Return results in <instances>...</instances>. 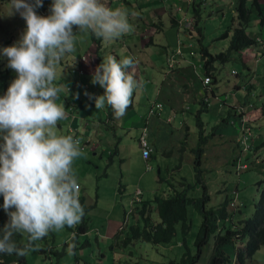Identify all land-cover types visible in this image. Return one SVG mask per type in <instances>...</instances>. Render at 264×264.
<instances>
[{"label":"clouds","instance_id":"1","mask_svg":"<svg viewBox=\"0 0 264 264\" xmlns=\"http://www.w3.org/2000/svg\"><path fill=\"white\" fill-rule=\"evenodd\" d=\"M0 1L10 3L8 15L18 12L26 21V24L20 25L19 32L9 38L10 46L3 49L4 55L8 57V67L17 73V77L9 85L6 94L0 96V136L3 140L0 143V194L3 196V209L9 217L8 222L0 229V253L26 257L31 252L38 250L41 252V248L53 251L52 247L47 248L52 231L60 232L65 226L75 228L82 222L85 214L80 203V185L73 168L74 161L83 155L84 145L74 137V134H61L57 127L58 122L67 118L63 102L57 103L59 94L63 91L56 84L59 78L58 65L66 54L75 51L76 33L73 32V27L76 26L79 33L91 32L96 38H102L103 42L108 44L131 32L133 26L129 23L127 10L110 8L106 0H53L51 9L42 11L45 16L36 12L43 6V0ZM193 3L195 0L189 4ZM195 23L197 22L194 13V29ZM178 24L191 26L186 18L178 19ZM156 25L159 26L157 23ZM0 29L2 30L1 27ZM20 32L23 35L21 34L22 38L19 41L17 39ZM253 36L257 42L246 47L249 48V52L243 53L246 48L240 50L239 55L244 62L243 56L256 58L257 55L252 49L254 45L258 43V46L263 47V39L256 34ZM95 37L93 36V39L97 43L99 40ZM2 41L3 39L0 43ZM178 48L180 52H177ZM196 50L194 46L189 47V55H195ZM175 53H182L180 45L175 49ZM83 59L84 57L81 58ZM134 67L135 62L130 56L122 57L120 60L113 55L103 58V62L95 69L92 77V83H98L105 90L103 95L95 97L96 109H103L107 104L110 109L112 108L113 116L116 118L126 113L132 103L134 91L141 87V82L135 78L134 71H129ZM66 69L70 73L75 71L79 74L84 73L80 66ZM232 70L234 69H231V73H237L236 70L234 72ZM205 76L209 77L207 83H203ZM211 80L209 74L202 73L203 89L199 96L201 106L208 105L212 93ZM246 85L247 88L250 86L247 82L244 86ZM85 94L92 99L90 94ZM201 96L205 102L201 101ZM263 104L261 112L264 114ZM251 105L252 103H247L242 106L240 102L233 104L238 114L232 123L237 125L241 135L239 139L241 153L252 152L254 149V131L245 115L246 106ZM155 106L158 109L162 108L159 102ZM109 112L110 110L107 117L112 118L113 116L109 117ZM144 135L143 132L139 137V144L146 170H149L151 164L147 159L152 149ZM144 147L149 149L147 156L143 155ZM198 151H201V147H198ZM241 157L240 154L235 159L238 171L248 168V163ZM226 194L229 200L226 208L241 212L244 203L239 199L237 187ZM141 195L143 191L137 187L131 199L133 205H138L143 199ZM228 218L227 215L224 220H219L217 231H224L222 230L226 228L224 221ZM127 224L125 217L118 231L121 232ZM80 233V230L74 229L67 244L68 255L74 254V240ZM16 234L26 236V241L22 245H18L14 240ZM237 238L243 242L242 237ZM41 240L45 244L40 247L37 242ZM181 244L184 245L183 242ZM45 253H42L43 256H46ZM99 259L98 255L100 262ZM233 261L234 258L231 259V264ZM14 263L17 264L16 262L7 264Z\"/></svg>","mask_w":264,"mask_h":264},{"label":"crops","instance_id":"2","mask_svg":"<svg viewBox=\"0 0 264 264\" xmlns=\"http://www.w3.org/2000/svg\"><path fill=\"white\" fill-rule=\"evenodd\" d=\"M192 1L187 0L188 4ZM177 2L179 1L106 0L107 6L110 8L115 3L113 9L122 8L127 10L129 23L133 26V30L105 44L102 38H96L91 32L79 33V29L74 26L73 32L76 33L75 51L66 54L58 65L59 78L56 81L57 86L63 89L59 94L60 98L57 103L63 102L67 114V118L63 120L62 124H67L68 132L74 134V137L81 141L84 145L82 150L89 149L96 153L97 147L107 149L109 146L114 145L121 151L135 143L133 137L136 135V144L139 147L138 157L145 163L139 144V137L144 132V139L152 149L147 159V162L151 164L149 170L156 167V171L160 176L162 170L168 172L172 167V162L166 160L165 155H170V159L177 162L178 166L182 165L183 162L188 163L191 172L189 182L184 179V176L179 177V180L174 183L167 182L166 189L163 190L166 192L163 194L164 196L174 191L184 190L187 185L185 182L191 183L193 185L191 187L197 188V192H207L208 185L212 181L208 180L207 175L212 168L218 167L222 171L229 160H231L233 167L236 166L235 159L242 153L238 151L237 147L240 144L241 135H239L237 125L232 123L233 119L234 121L237 119L236 115L238 114L233 104L240 102L244 106L247 103H252L249 97L264 95L261 87L257 91L253 87V83L249 82L250 86L247 88V85L244 86L245 82L242 88L246 97L242 101L229 98L216 94L213 84L216 80H211V96H214V99L217 100L223 99L224 103L223 105L218 104L216 107V104H213L209 98L210 102H208L206 109L199 111L201 107L199 96L203 89L202 73L205 71L202 66V57L190 56L189 53L183 54L188 52L189 47L193 45H186L185 40H180L179 37L181 34L190 35L194 25L193 18H186L191 26L178 24V19L183 17L179 16L181 6L177 5ZM260 2L264 3V0H260ZM158 3L164 5L160 12L159 8L161 7H157ZM175 7H177V10ZM164 15H168L171 24L176 28V33L174 35L171 31L170 39L155 40L153 36L160 30L156 22L159 21V24H161L158 18ZM234 16L235 12L233 11L227 25ZM262 28H264V24L259 23V30L255 34L257 35L262 31ZM93 36L99 40L97 43L94 41ZM174 37H177V39L174 40ZM178 45L181 46V54L175 53ZM258 47L257 43L252 47L253 51ZM194 50H196L195 46ZM108 55L115 56L117 60L122 57H132L135 67L129 69V71H134L135 78L141 82V87L133 93L130 107L120 118L107 117L108 110H110V106L107 104L103 109L95 108V97L103 95L105 90L98 83L93 84L92 77L95 69L103 62V58ZM82 57H84L83 60H81ZM249 58L253 59L252 56L247 58L243 56L246 62L244 66H248V60L246 59ZM77 66L83 69V74H79L78 71L70 73L66 69L67 67ZM251 78L253 79V75H251ZM235 86L239 87V85ZM85 93L90 94L92 99ZM0 96L3 95L0 94ZM234 96H236V92ZM158 102L162 105L161 109L155 106ZM227 110L229 112L225 114ZM261 113V109L257 104L252 103L251 106H246L245 115L248 117L254 131V147L258 145V140L262 136L264 137V132L259 133V129L264 130V123L261 121V116H259ZM197 115L200 117L201 125L198 124ZM99 121H103L107 127L101 129ZM144 127L145 130H143ZM118 128L121 130L120 135L117 132ZM199 131H202V133ZM198 147H201L200 152ZM258 152L256 148L253 149L251 155H248L245 159H252L250 156L256 157L259 155ZM196 168L201 169L203 176L201 182H195V176L193 180L191 178ZM220 183L219 181L218 190L221 192L219 201L228 196L227 191H224ZM208 205L213 204L208 203ZM87 232L88 228L79 235L84 236L83 239H87L86 245H92V242L86 237ZM93 242V248L97 255L91 262L98 261V253L105 254L103 248L107 245L109 250L111 241L106 243L105 247H100L101 240L96 235ZM243 244V242H240V245L235 243L233 245L235 248L229 245L224 248L226 250L236 249V245L243 247ZM245 261L248 262L247 258ZM259 262H264V260L252 259V263L259 264Z\"/></svg>","mask_w":264,"mask_h":264},{"label":"rangeland","instance_id":"3","mask_svg":"<svg viewBox=\"0 0 264 264\" xmlns=\"http://www.w3.org/2000/svg\"><path fill=\"white\" fill-rule=\"evenodd\" d=\"M178 1L180 3L177 2L176 4L181 6L179 16L187 19L193 18V5L188 4L187 0ZM195 3L199 8V16H196V19L197 24L202 29L203 44L214 54L215 52L224 49L227 44V39L222 37V33L225 31L226 25L230 21L232 12L235 11L236 0H195ZM158 4L157 7H161L159 8L160 12V10L164 8V5L162 3ZM114 5L115 3H113V6ZM9 6L10 3L0 1V27L2 28V30L0 29V40L5 38L2 36L4 30H6L5 36L11 39L15 36L14 34L19 32V25L26 24V21L18 12L13 15L7 14ZM113 6L112 8H114ZM175 9L177 10V7H175ZM50 14L51 11L49 12V15ZM158 19L161 24H159V21L156 22L159 25L157 27L160 28V30L158 31L159 33L157 32L154 34L153 37L155 40L170 39L169 35L171 31H173L175 35L176 28L171 24L168 15H164ZM258 25L259 15L256 7H254L251 12L250 24L247 26L248 34L254 35L259 30ZM25 30L26 28H24L23 31L25 32ZM21 34L22 32H20L17 40L22 38L23 34ZM197 36V31L193 29L190 35L181 34L179 38L180 40L184 39L186 45L192 44L198 49L199 43ZM257 36L263 39V47L259 46L253 51L254 54L257 55V60L254 57L253 59H246L248 60V66H244L237 51L233 52L230 59L226 62L221 63L216 61L214 63L216 66L215 75L217 79L213 84L216 94L242 101L246 97L244 89L242 88V85L245 82H247V84L252 82L253 87L257 91L260 87L261 91H264V28H262V31H260ZM176 39L177 37H174V40ZM7 44L8 43H6L5 46ZM187 53L188 52H184L183 54ZM193 56L201 57L199 51ZM231 69L236 70L237 73H231ZM251 75H253V79L251 78ZM235 85H239V87L237 88ZM235 92L236 96H234ZM249 99L253 104L259 105V108L261 109L262 103H264V95L261 97H249ZM201 101L205 102V99L202 98V96ZM210 101L213 104H216V107L218 104L223 105L224 103L223 99L217 100L214 99V96H210ZM228 112L229 110L225 111V114ZM259 116H261V121L264 123L263 112ZM59 123L57 127L61 134H71L68 132L67 124L63 125V121H60ZM99 127L105 129L107 125L103 121H99ZM114 131L115 129L113 132ZM120 131V128H118L117 132L119 135ZM263 132L264 130L259 129V133ZM133 141L135 142L133 145L126 147L121 151H119L118 147L114 145L111 147L109 146L107 149L97 147L95 150L96 153H94L93 150L90 151L89 149H84L82 150L83 155L77 158L73 163V168L80 185V197H83V205L87 208V210H84H86L89 219L87 223L88 232L86 237L92 242V245H86L82 240L84 236L78 234L74 240V254L68 255L67 244L71 240V235L75 228H68L65 226L60 232L52 231V237L47 242V248L52 247V249L56 251L58 250V253L48 250L45 253L46 256H43L39 250L31 252L26 256L27 264H83L84 261L91 262L97 255V252L93 248V241L96 235L99 240H101L100 247H105V244L110 242L113 235L118 231V228L125 217L127 218V226L132 222L134 217L138 219L137 213L134 212L135 208H133L135 205L131 202L134 191L137 187L143 191L141 197L143 199H149L154 195L165 194L166 192L163 190L166 189L167 182L174 183L175 181H178L181 176H184V179L189 182L191 172L188 163L183 162L182 165L178 166L179 164L177 162H173V160L170 159V155L164 156L166 160L172 162V167L168 172L162 170L160 176L156 171V167L152 170H146L145 163L140 157H138L139 147L138 144H136V135H134ZM2 142V136H0V143ZM258 144L257 147H254V150L256 148L257 152L258 147H260L258 152L259 155L256 156L259 157L258 159L255 156H250L252 159L246 160L245 158L248 155H251V152L242 153V160L248 163V168L240 169L238 171L233 167L231 160H229L222 168V171H220L218 167H214L211 170L209 169L210 171L207 170L209 171L207 175L208 180H212L208 185V191L206 192V194H209L207 203L215 204L221 198V192L218 190L219 181L221 182L220 185L223 186L224 191L229 193L237 187L239 199L244 203L243 206H241V212L238 210L233 211L229 208L231 214L229 218L224 221L226 227H238L240 218L242 216H245L244 218H246L251 215V212L254 211V202L260 197V191L263 186V183L260 180L264 179L263 136L258 140ZM237 147L240 152V147ZM195 175L196 170L191 177L192 180ZM184 191L187 196L195 197V195L202 194V192H197V188L187 186H185ZM131 210L133 211L134 216L133 213H131ZM187 212L191 227L186 235V244L191 251L195 252L194 237L199 228L202 217L199 208L193 202L187 204ZM137 219L134 218L135 221ZM127 226L122 232H120L121 236L125 234ZM222 230L224 229L222 228ZM216 233L217 232L210 234L208 242L204 245L197 264H207L209 262L211 247ZM182 237L180 226L178 224L176 226V234L169 242L156 243L150 240H135L125 247L119 246L120 241L118 243L115 242L111 252L108 250L107 245L103 248L105 254L98 253L100 257L99 260L101 264H118L119 262L120 264H127L126 262L129 261L134 264H171L170 261L179 259L182 253L186 250V246L181 244ZM24 238H26V236H24ZM247 239L248 237L246 236L242 237L243 245H246ZM234 241L236 244L240 245L241 239L235 238ZM37 243L40 247L45 244L42 240ZM238 247L239 246L236 245V248ZM261 247L252 255L246 254L248 262L245 261V259V264H257L252 263V259L258 261L260 259L264 260V246ZM129 251H131V253ZM233 264H235V261H233ZM259 264H264V262H259Z\"/></svg>","mask_w":264,"mask_h":264},{"label":"trees","instance_id":"4","mask_svg":"<svg viewBox=\"0 0 264 264\" xmlns=\"http://www.w3.org/2000/svg\"><path fill=\"white\" fill-rule=\"evenodd\" d=\"M53 0H43V6L39 7L36 12L38 15L45 14L42 11L50 10ZM263 4L260 0H236L235 16L227 25L222 37L227 39V44L224 49L215 52L214 54L208 50V47L203 44V33L201 27L195 23V29L198 33L199 52L202 57L203 69L206 74L210 75V79L216 80V66L214 63L219 61L221 63L230 59L233 52L240 53V50L256 43L253 35L247 32V26L251 21V12L254 7L257 9L259 15V23L264 24ZM194 13L199 16V8L193 3ZM197 22V19H196ZM20 28V25H19ZM6 30L2 36L3 41L0 43V94L5 95L11 82L17 77V73L8 67V57L4 55L3 49L10 46L9 37L5 36ZM20 41V40H19ZM18 41V42H19ZM16 42V43H18ZM8 43L6 46L5 44ZM14 42V44H16ZM13 45V44H12ZM243 64H246L241 59ZM208 105L204 104L199 111L206 109ZM264 111V104H263ZM114 115L112 108L109 112V117ZM198 124L201 125L200 117L197 115ZM202 133V131H199ZM201 138H203L201 136ZM201 169L196 168L195 180L201 182ZM263 186L260 191L259 199L254 202V211L246 218L239 221V226L236 228L226 227L223 232L217 231L219 220H224L227 215L230 216L229 210L226 208L229 200H223L214 205H208L207 200L209 195L202 192L200 195L187 196L185 189L181 191H174L166 196L154 195L149 199H141L138 205H135V211L138 219L132 220L126 228V232L121 236L120 231L116 232L109 244V250L112 251L115 242H119V246L125 247L130 245L135 240L144 241L150 240L156 243L169 242L176 234V226L179 224L182 233V242L186 246V250L182 253L179 259L170 261L171 264H197L201 256L204 245L208 242L211 233L217 232L214 235V240L211 247V254L207 264H231V259L234 258L235 264H245L244 260L247 255L254 254L261 246H264V179L260 180ZM187 187H191V183H187ZM83 205V197H80ZM195 203L201 212V223L194 237L195 252L191 251L186 244V235L190 230L191 223L187 212V204ZM84 210L82 222L75 228L81 232H85L88 228V216ZM155 212V214H153ZM133 213V212H132ZM9 220L7 213L3 209V196L0 194V229L3 228ZM122 232V231H121ZM24 234H16L14 240L18 245H22L26 241ZM27 235V234H26ZM248 237L244 248H236L226 250L224 247L229 245L234 247V239L237 237ZM46 238V237H45ZM86 244L87 239L83 240ZM235 248V247H234ZM45 248H41V252L45 253ZM58 253V250H53ZM132 251V250H131ZM131 251H129L131 253ZM1 264L16 262L17 264H27L26 257H17L15 254L8 255L0 253ZM129 264H134L127 262ZM83 264H92L84 261ZM94 264H100L97 261Z\"/></svg>","mask_w":264,"mask_h":264},{"label":"built area","instance_id":"5","mask_svg":"<svg viewBox=\"0 0 264 264\" xmlns=\"http://www.w3.org/2000/svg\"><path fill=\"white\" fill-rule=\"evenodd\" d=\"M177 52H180V49L178 48L177 49ZM248 53L249 52V48H246L244 51H243V53ZM232 72H234V70H232ZM209 81V77L208 76H205L204 78H203V83H207ZM148 153H149V149H148V147H144L143 148V155L144 156H147L148 155Z\"/></svg>","mask_w":264,"mask_h":264}]
</instances>
